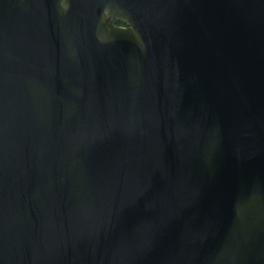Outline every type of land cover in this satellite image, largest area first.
I'll list each match as a JSON object with an SVG mask.
<instances>
[{
  "label": "water",
  "instance_id": "water-1",
  "mask_svg": "<svg viewBox=\"0 0 264 264\" xmlns=\"http://www.w3.org/2000/svg\"><path fill=\"white\" fill-rule=\"evenodd\" d=\"M0 264H264V0H0Z\"/></svg>",
  "mask_w": 264,
  "mask_h": 264
},
{
  "label": "trees",
  "instance_id": "trees-1",
  "mask_svg": "<svg viewBox=\"0 0 264 264\" xmlns=\"http://www.w3.org/2000/svg\"><path fill=\"white\" fill-rule=\"evenodd\" d=\"M117 24L123 25V24H122V23H120V22H117Z\"/></svg>",
  "mask_w": 264,
  "mask_h": 264
},
{
  "label": "flooded vegetation",
  "instance_id": "flooded-vegetation-1",
  "mask_svg": "<svg viewBox=\"0 0 264 264\" xmlns=\"http://www.w3.org/2000/svg\"><path fill=\"white\" fill-rule=\"evenodd\" d=\"M117 24V23H116ZM117 25H120V24H117ZM121 26H124V24L123 25H121Z\"/></svg>",
  "mask_w": 264,
  "mask_h": 264
}]
</instances>
